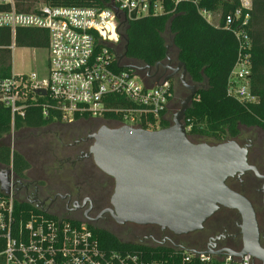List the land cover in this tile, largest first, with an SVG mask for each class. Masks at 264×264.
Segmentation results:
<instances>
[{"label": "built area", "instance_id": "2783aa9c", "mask_svg": "<svg viewBox=\"0 0 264 264\" xmlns=\"http://www.w3.org/2000/svg\"><path fill=\"white\" fill-rule=\"evenodd\" d=\"M200 1L108 0L103 8L42 4L32 12H18L15 0H0V28L10 29L12 35L18 28L48 32L46 75L11 73L0 78V104L9 109L12 121L24 117L35 103L44 117L51 116L56 123L96 119L161 129L174 97L170 82L147 83L134 71L120 68L115 49L122 22L169 14L180 3H192L209 25L231 33L236 58L227 78V94L240 102H256L248 91L252 0H221L238 4L225 15L221 8L211 11L199 6ZM13 47L12 42L9 48ZM105 114L115 115L116 120L104 119ZM183 125L188 133L191 122L187 119ZM16 193L14 185L10 195L0 197V264H251L247 254L220 257L138 243H125L136 249L106 248L84 220L53 216L31 203L34 209L17 210Z\"/></svg>", "mask_w": 264, "mask_h": 264}, {"label": "trees", "instance_id": "16d2710c", "mask_svg": "<svg viewBox=\"0 0 264 264\" xmlns=\"http://www.w3.org/2000/svg\"><path fill=\"white\" fill-rule=\"evenodd\" d=\"M107 1L44 0V4L103 8L107 5ZM34 2L35 0H15V9L18 12H32L35 10ZM167 6L171 8L169 2ZM199 6L211 11L221 8L222 14L225 15L238 4L221 0H201ZM119 34L126 39V42L122 43L120 37L115 49L117 59L125 53L120 65L136 66L138 70L135 73L145 78L147 83H151L152 80L145 77L147 70L141 69L150 66L154 70L158 63L171 59L169 54L173 49L176 65L182 62L186 67L188 82L201 85L184 117V121L188 119L191 122V130L187 133L189 139L197 136L220 141L226 137H235L239 133L240 126H255L264 131V0H252L248 23V34L252 46L248 91L256 98V102L253 103L240 102L227 94V78L236 58V42L233 36L221 27L215 28L209 25L198 14L192 3H180L174 11L162 16H147L122 22ZM167 36L171 38L170 46ZM12 39L17 47L37 49L48 47L46 30L18 28L12 35L10 29L0 28V78L11 74L12 50L9 47ZM124 44L127 45L126 52L123 49ZM167 46H169L168 50ZM171 89H173L172 85ZM122 104L125 103L122 101ZM104 119L116 120V116L105 114ZM171 120L172 118L161 121L160 128L168 127ZM151 122H153L152 119ZM72 124L56 123L52 121L51 116L44 117L41 108L35 103L27 109L24 117H15L12 121L9 109L0 104V167L11 168L14 181L21 183L16 185L15 198L20 186L27 185L26 182L29 179L27 174L32 167L29 157H33L35 165L38 166L40 175L36 179L40 185L47 182L48 178L55 179L62 174L59 173L62 171L61 167L56 163H61L59 155L65 156V154L58 149L68 145H65L63 140L66 134L68 137L75 136V130H70ZM53 125L56 129L50 131L49 128ZM142 127L148 129L144 124ZM43 130L45 134L47 133L44 138H51V146L55 148L50 149V146L41 152V149L47 147L45 139L41 143L43 138H36L30 134ZM10 134L15 135L19 141L16 147L3 142L5 136ZM50 173L54 175H47ZM0 197H3L1 193ZM15 208L25 211L34 209L24 199L22 201L16 199ZM91 229L103 247L117 250L138 248V246L120 242L107 231Z\"/></svg>", "mask_w": 264, "mask_h": 264}, {"label": "water", "instance_id": "95a60500", "mask_svg": "<svg viewBox=\"0 0 264 264\" xmlns=\"http://www.w3.org/2000/svg\"><path fill=\"white\" fill-rule=\"evenodd\" d=\"M120 37L125 43L124 36ZM126 48L124 44L125 52ZM124 57L125 53L118 57V62ZM119 67L138 70L133 65ZM141 70H147V78L156 85L179 74V82L189 94L166 128L146 130L128 125L116 128L103 125L86 138L93 141L88 155L94 165L114 180L110 199L113 209L108 210L111 217L119 224L157 225L183 235L199 230L222 205L238 209L255 227L249 203L225 185L227 178L248 168L246 152L233 141L195 144L183 125L185 113L201 85L187 84V70L182 62L164 78L150 74V66ZM11 175V168L0 170V193L5 196L10 195L11 187L21 185L12 182ZM44 202L32 201L31 204L40 208ZM245 254L247 252L239 256Z\"/></svg>", "mask_w": 264, "mask_h": 264}, {"label": "flooded vegetation", "instance_id": "af4514ba", "mask_svg": "<svg viewBox=\"0 0 264 264\" xmlns=\"http://www.w3.org/2000/svg\"><path fill=\"white\" fill-rule=\"evenodd\" d=\"M176 67V63L168 58L157 68L154 67V70L151 69V72L164 78L172 74ZM177 78L179 80V74L168 81ZM84 122L91 125L86 136L77 137L67 145L65 162L69 163V167L59 177L43 185L39 181H32L24 187L20 186L18 195L21 194L28 203L45 201L40 207L42 211L57 217L84 220L89 226L107 231L118 240L220 257L228 253L235 255L233 257H240L239 255L247 252L251 264H264V131L261 128L240 126L235 137L203 142L217 145L233 141L246 152L248 168L227 178L225 185L249 203L255 216L256 228L251 226L238 209L219 205L199 230L176 235L157 225L119 224L111 217L108 210L113 209L110 199L114 180L94 165L88 155L93 141L86 138L103 125L109 128L113 126L106 122L99 125L100 122L96 119ZM193 143L198 144L196 140ZM61 196L65 198L61 199Z\"/></svg>", "mask_w": 264, "mask_h": 264}, {"label": "rangeland", "instance_id": "374dc122", "mask_svg": "<svg viewBox=\"0 0 264 264\" xmlns=\"http://www.w3.org/2000/svg\"><path fill=\"white\" fill-rule=\"evenodd\" d=\"M42 4H44V0H35L33 6H34V8H37L38 6H40ZM13 39H12V42L14 44V47H13L12 52H11V73H13V74H29V73L35 72L40 77L45 76L47 73V69H48V51H47V49L17 47V46H15ZM167 42H168V45L170 46V44H171L170 36H167ZM169 55L171 56V59H173V61L175 62V52L173 49H171ZM178 81H179L178 78H177V80L169 81L173 87L174 97L171 100V102L169 103L167 111H166V118H168V119L172 118L173 114L180 109V105H181L182 101L189 94V92L182 85H180V82H178ZM186 82L189 85H195V84L189 83L188 80H186ZM97 121L100 122L99 124H101V125H103L105 122L110 123V125L113 126L111 128H116V127L120 126L119 124L111 123L109 121H104V120H97ZM90 126L91 125H88L87 122H84L83 120L73 123L70 130L71 129L73 131L75 130V133L77 136H73V137L69 136L70 137L69 138L68 135L66 134L63 138L65 145L72 143V141H74L77 137L86 136L85 134L90 129ZM54 129H56V128H54V125L49 128L50 131H52V130L54 131ZM45 131L47 132V129H45ZM46 134H45L44 130L42 132H33L32 134H30L36 138H43V140L40 141L41 143H43V141L45 139L47 147L45 149H41V152H44L48 147H50L52 145L51 138H44V135L46 136ZM190 140L192 142H193V140H196L198 143L199 142L203 143V142L212 141V138L194 136V137H190ZM3 142L8 143L11 147H16V143L17 142L19 143V141H17V138H15V135H13V134H10L9 136H5ZM64 147L66 149H64ZM29 148H32V147H29ZM54 148H55L54 146H51L50 149H54ZM24 150H25V146H24ZM58 150L62 151L65 155L68 152L67 146H62ZM39 153H37V154H39ZM59 159H61L62 162L59 164L58 163H56V164L59 167H61L62 171H65L69 167V163L65 162L66 161L65 156L59 155ZM29 160L32 163V167H31V170L29 171V173L27 174V177L29 178L26 182L27 184L31 183L32 181H37L36 178H38L37 176L40 175L38 166H36L35 165L36 162H34L35 159H33V157H29ZM2 169H5V167H0V170H2ZM61 172H59V173H61ZM47 175L51 176L54 174L50 173ZM50 179H52V178H48V181ZM16 199L19 201H22L23 197L21 194H19V195H17ZM119 240L122 243H137L135 241H129V242L124 241V239H119Z\"/></svg>", "mask_w": 264, "mask_h": 264}, {"label": "crops", "instance_id": "0c3cea01", "mask_svg": "<svg viewBox=\"0 0 264 264\" xmlns=\"http://www.w3.org/2000/svg\"><path fill=\"white\" fill-rule=\"evenodd\" d=\"M152 83V82H151ZM163 120L165 121H168V118H166V113L164 114V116H163Z\"/></svg>", "mask_w": 264, "mask_h": 264}]
</instances>
